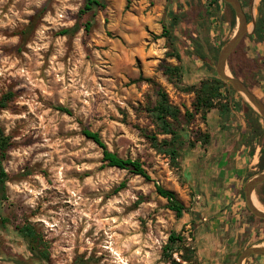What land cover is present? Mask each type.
<instances>
[{"label": "rangeland", "instance_id": "rangeland-1", "mask_svg": "<svg viewBox=\"0 0 264 264\" xmlns=\"http://www.w3.org/2000/svg\"><path fill=\"white\" fill-rule=\"evenodd\" d=\"M106 1L94 18H79L84 0H0V99L12 94L0 110V126L10 137L7 199H0V264H168L163 248L173 232L195 249L198 264H236L246 248L264 246V223L252 217L242 195L245 184L264 172L258 166L264 133L255 135V156L250 147L244 150L239 185L229 184L237 170L235 152L250 137L242 112L247 102L237 93V111L226 121L217 111L207 120L201 114L190 123L183 120L178 129L185 145L177 163L148 138L154 135L160 144L171 139L159 133L149 111L158 89L185 115L193 112L196 97L187 88L217 74V60L210 69L201 61L167 56L166 39L158 37L170 24L169 13L177 8L188 18L187 33L200 28L204 39L209 26L198 23L208 14L199 0ZM241 2L252 35L264 1ZM221 10L225 23L215 28L212 19L210 29L214 40L228 42L238 21L230 25L232 10ZM75 26V33L62 34ZM243 45L235 57L240 77L264 101V45ZM163 63L183 65L182 78L170 80ZM228 72L233 75L229 63ZM255 113L250 127L259 118L264 132V120ZM84 129L98 132L121 158L144 163L154 181L108 167ZM206 132L212 141L201 146L199 135ZM156 182L187 208L183 219L156 195ZM28 224L43 238L38 250L49 261L36 260L19 233ZM181 254L173 258L181 261Z\"/></svg>", "mask_w": 264, "mask_h": 264}, {"label": "trees", "instance_id": "trees-1", "mask_svg": "<svg viewBox=\"0 0 264 264\" xmlns=\"http://www.w3.org/2000/svg\"><path fill=\"white\" fill-rule=\"evenodd\" d=\"M264 1V0H263ZM200 6L204 12L208 14L205 20V23H198V26H209L208 37L204 39L201 35V30H192L188 32V25L186 21L188 20L185 16H180L178 14V9L174 8L169 13L170 24L163 27L162 33L159 35L158 39L165 38L166 43L170 51L167 53V56L177 59L181 63L186 61H201L208 68L212 69V61L217 60L219 53L222 47L227 43V37H221L220 40H214L215 34L213 30L210 29L211 20H215V28H221L225 23L223 19V13L221 7L227 6L232 10L233 18L230 22V25H236V17L233 9L222 0H199ZM243 6L245 5L242 2ZM107 7L106 0H84V4L80 9L78 16L79 18H85L87 15L95 17L98 10H103ZM211 9V11H209ZM249 20V18H248ZM211 24V25H210ZM92 26V22L89 21L86 23L85 28L89 32ZM79 27L75 26L72 29H67L62 32V34L75 33ZM246 40L255 41L264 45V16L260 20V24L257 26V29L252 35H247L244 37L238 48L235 52L229 57L228 63L230 70L233 75L240 79V73L237 67V61L235 57L239 54L242 49L243 42ZM246 56V55H245ZM162 68L166 75H168L170 80L175 78H182L184 66H171L169 64L163 63ZM245 83V82H244ZM246 84V83H245ZM247 85V84H246ZM247 87L253 92L250 86ZM188 91L195 94V101L193 103V112L187 110L185 115L182 111L170 104L167 94L158 89V102L156 106L149 109L155 122L158 127V131L162 135L171 136L170 140H163L161 144L158 142L156 136L152 135L148 138L151 139L156 146L163 148V152L169 156L175 163L179 161V152L182 146L185 145V139L183 134L178 129L179 125L183 120L187 123H190L195 119L197 114H201L203 120H207V116L214 111H217L218 118L221 121H226L227 116L229 117L232 112L237 111L235 105V95L237 92L231 87L227 86L224 81H222L217 74L209 75L205 79L201 80L199 86L190 85L187 88ZM12 98V94L8 93L0 99V110L4 109L8 105V101ZM240 100L244 99L240 96ZM65 110V109H61ZM245 112L247 116V121L251 125V116L256 114L253 108L248 104L244 103L242 112ZM67 112V111H66ZM260 119L256 118L255 126L250 127V137L243 143L247 148H251L250 156L255 155L256 149V133L261 132L263 135V128L260 124ZM83 135L89 140L93 141L102 149L103 162L106 163L108 167H114L121 170H128L131 173L145 178L147 181H154L150 175L148 169L144 163H141L139 160L124 159L118 156L116 153L111 152L107 145L102 140L98 132L91 131L89 129L83 130ZM199 140L201 146H207L212 141V135L208 132L200 133ZM245 137V134L243 135ZM10 147V137L7 136L0 126V199H7L6 195V183L8 181V174L4 168V161L6 159L7 151ZM259 168L261 171H264V148L261 149V156L259 162ZM235 175V173H230ZM233 178V177H232ZM124 185H122L123 187ZM156 195L160 196L168 201L167 208L173 211L177 219H183L185 213L188 212L187 208L178 200L176 193L172 190L164 188L159 183H155ZM257 196L262 204H264V184L257 188ZM243 197L244 194L242 193ZM246 206V205H245ZM247 209V207H246ZM248 210V209H247ZM249 211V210H248ZM253 218H256L252 215ZM264 223V220L259 219ZM195 230L194 239L196 241L200 240V235L197 233L199 226L197 224L193 225ZM19 233L25 239L28 244V247L34 258L39 261H49V256L46 252H41L38 250L40 244L43 243V238L40 234L37 233L36 229L30 224L23 226L19 229ZM259 233L256 234V236ZM181 261H177L173 258L174 253H181ZM163 257L168 264H198V259L196 256L195 249H191L186 245V239L182 236L181 233L173 232L170 234L169 239L165 247L163 248ZM253 260L252 257L247 259V264Z\"/></svg>", "mask_w": 264, "mask_h": 264}, {"label": "water", "instance_id": "water-1", "mask_svg": "<svg viewBox=\"0 0 264 264\" xmlns=\"http://www.w3.org/2000/svg\"><path fill=\"white\" fill-rule=\"evenodd\" d=\"M235 12L238 21V29L235 35L221 49L217 63V76L231 86L264 120V101H262L247 85L240 79L228 72L229 57L235 52L245 36L250 35L247 14L240 0H222ZM264 184V172L251 178L244 186L245 205L249 212L258 219L264 220V211L258 209L253 202V196L257 188ZM253 256H264V246L254 245L246 248L238 257L236 264H244Z\"/></svg>", "mask_w": 264, "mask_h": 264}, {"label": "crops", "instance_id": "crops-1", "mask_svg": "<svg viewBox=\"0 0 264 264\" xmlns=\"http://www.w3.org/2000/svg\"><path fill=\"white\" fill-rule=\"evenodd\" d=\"M246 148H247L246 145L242 143L240 145V149H237L236 152H235V158L234 159L237 161V166H236V169L237 170L234 172L235 173L234 177L232 179L231 178L229 179L231 181V182L229 181V184L232 185V186H238L239 185V180H236V177H237V179L239 177L241 178L242 175H243V172L245 170L244 169V165L240 166V164H243V161L244 162L246 161V158L244 157V154H243L244 153V150ZM257 152H258V150H257ZM226 158H228V155L225 156V159ZM233 182L235 183V185H234ZM254 245H263V244H254ZM251 264H264V256H256V257H254L253 260H252V262H251Z\"/></svg>", "mask_w": 264, "mask_h": 264}, {"label": "bare ground", "instance_id": "bare-ground-1", "mask_svg": "<svg viewBox=\"0 0 264 264\" xmlns=\"http://www.w3.org/2000/svg\"><path fill=\"white\" fill-rule=\"evenodd\" d=\"M253 202H254V205L258 208V209H260V210H262V211H264V206L253 196Z\"/></svg>", "mask_w": 264, "mask_h": 264}, {"label": "flooded vegetation", "instance_id": "flooded-vegetation-1", "mask_svg": "<svg viewBox=\"0 0 264 264\" xmlns=\"http://www.w3.org/2000/svg\"><path fill=\"white\" fill-rule=\"evenodd\" d=\"M176 1L177 0H174V2L176 3ZM240 2H241V0H240ZM241 4H242V2H241ZM242 6H243V4H242ZM244 8V7H243ZM244 11H245V9H244ZM246 12V11H245ZM248 18V17H247ZM257 28V25L255 26V29Z\"/></svg>", "mask_w": 264, "mask_h": 264}, {"label": "clouds", "instance_id": "clouds-1", "mask_svg": "<svg viewBox=\"0 0 264 264\" xmlns=\"http://www.w3.org/2000/svg\"><path fill=\"white\" fill-rule=\"evenodd\" d=\"M12 11V9H9V12H11Z\"/></svg>", "mask_w": 264, "mask_h": 264}]
</instances>
